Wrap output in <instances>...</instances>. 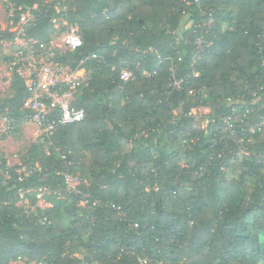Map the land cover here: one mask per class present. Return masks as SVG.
I'll list each match as a JSON object with an SVG mask.
<instances>
[{
    "label": "trees",
    "instance_id": "16d2710c",
    "mask_svg": "<svg viewBox=\"0 0 264 264\" xmlns=\"http://www.w3.org/2000/svg\"><path fill=\"white\" fill-rule=\"evenodd\" d=\"M6 3L12 26L31 15L20 37L37 44L49 45L55 18L76 24L82 45L54 48V57L89 79L72 103L83 119L32 145L24 160L31 173L13 168L3 185L0 159V264H264V125L250 131L264 119V0ZM15 36L0 26V49ZM196 41L199 74L172 90L170 70L191 72ZM3 59L10 65L11 54ZM123 66L132 81L120 80ZM203 85L206 94L196 93ZM10 89L0 114L17 129L30 113L29 92L13 69ZM254 91L251 112L236 106L233 137L222 121L234 108L225 98L242 93L248 102ZM200 104L211 108L206 127L188 114ZM76 170L81 192L68 193L62 173ZM39 187L55 192L52 206L26 213L16 205L19 189Z\"/></svg>",
    "mask_w": 264,
    "mask_h": 264
},
{
    "label": "built area",
    "instance_id": "2783aa9c",
    "mask_svg": "<svg viewBox=\"0 0 264 264\" xmlns=\"http://www.w3.org/2000/svg\"><path fill=\"white\" fill-rule=\"evenodd\" d=\"M21 18L22 16L20 19ZM27 23L28 20L26 24H21L20 21L19 27L15 30L16 36L10 43V45L14 46L10 65L11 68H15L14 70L24 79L29 92V96L25 99L24 107L30 110V113L27 114L24 122L35 125L39 129L41 135H49L63 125L79 122L83 119V111L75 109L72 103L81 87L88 84L89 77L82 68L72 70L69 66L55 61L54 48L58 47L53 46L51 42L49 45H44L41 43L37 44L35 40H25L21 38L20 34ZM263 32L262 35L264 34ZM62 43L66 50H75L82 45L81 34L78 30L70 28L62 37ZM196 44L197 47L194 51L191 64L192 70L188 75L177 77L176 69L172 66L169 76L172 90H181L183 85L189 84L190 78L198 76L199 73L195 69L194 64L196 59L200 56V41H196ZM150 51L156 52L153 48H151ZM143 53H145V51ZM261 66H264V60H262ZM142 73L144 76L149 75L147 71H142ZM119 78L123 83L132 81L135 78V72L132 68L123 66L119 71ZM205 91L206 88L203 85L196 93L205 95ZM190 93L194 94L193 90H191ZM252 96L253 99L248 102L244 99L245 95L242 93H237L236 95L231 94L225 98V102L234 108L232 109V114L222 118V121L233 137H236L238 134L235 130V121L233 119V115L237 110L236 106H245L246 110L244 115L248 114L253 110L250 108V105H254L259 100V97L256 96V91L252 93ZM188 114L195 119L203 118L204 122L202 127H206L211 122L210 117L212 112L208 105L200 104L196 107H192ZM240 121H242V119ZM262 125H264L263 118L260 123L251 126L250 131L260 130ZM15 128L16 122L14 119L7 113L0 114V133L12 132ZM242 142L243 138L238 140L239 151L247 155L246 145H243ZM22 168L24 171H29V173L33 171L24 166H22ZM3 172H5V174L9 173L5 167ZM18 174L20 175L21 173L18 172ZM62 175L66 192H81L78 186L76 187V185L73 184L76 178L73 174L62 173ZM46 189L45 187H39L37 191L42 194ZM27 190L23 191V193H28ZM82 197V200H86L87 202L86 194H83ZM46 207L48 206H41L42 209ZM145 262V259H140V264H145Z\"/></svg>",
    "mask_w": 264,
    "mask_h": 264
},
{
    "label": "rangeland",
    "instance_id": "374dc122",
    "mask_svg": "<svg viewBox=\"0 0 264 264\" xmlns=\"http://www.w3.org/2000/svg\"><path fill=\"white\" fill-rule=\"evenodd\" d=\"M49 1V0H48ZM51 1V0H50ZM6 0H0V26L3 29H7L10 31H15L21 24H26L27 20L31 19L30 14L21 15L22 18L19 20L18 25L12 26V20L10 16H12V9L7 8ZM57 10H64V6L61 7L59 4L56 6ZM54 28L56 29L55 33L51 36V43L53 46L59 47L61 51H63L64 45L62 43V37L70 28L78 30L76 24H69L66 19L55 18L54 20ZM232 28V25L223 24V29ZM79 32V31H78ZM80 33V32H79ZM14 49L13 45H10L9 42H6L2 45L0 49V98L9 97L11 95L10 82L12 79V68L8 62L4 61V56L12 54ZM15 130V131H14ZM13 132L0 133V159L5 160V168L9 171V173L3 172V181L2 184H9L12 180V175L10 171L14 168V174L25 172V176L29 174V171H24L22 166L25 163L24 160L32 145L36 142H39L43 137L40 134L39 129L33 125L28 124L26 122H21L17 129L15 128ZM41 135V136H40ZM43 152L47 154V149L44 148ZM36 169H40L38 166ZM75 176V181L73 184L78 186L82 178L79 175V171L76 170L73 173ZM78 191V190H77ZM28 193H23L21 189L18 190L19 199L16 201L17 206H22L24 211L27 212H35L36 207L41 206H52L49 202V196L51 193H55L46 189L45 191L40 192L37 191V188H30L27 190ZM28 195H32L36 198V203L31 204L30 197ZM57 195V194H56ZM87 204L86 200H81L78 205L85 207ZM47 208V207H46ZM62 221L65 225H68V219L65 216L64 212L61 213ZM49 223V222H48ZM8 264H40L35 263V261L25 262V259H17L16 261H11Z\"/></svg>",
    "mask_w": 264,
    "mask_h": 264
},
{
    "label": "crops",
    "instance_id": "0c3cea01",
    "mask_svg": "<svg viewBox=\"0 0 264 264\" xmlns=\"http://www.w3.org/2000/svg\"><path fill=\"white\" fill-rule=\"evenodd\" d=\"M14 70V69H13Z\"/></svg>",
    "mask_w": 264,
    "mask_h": 264
}]
</instances>
